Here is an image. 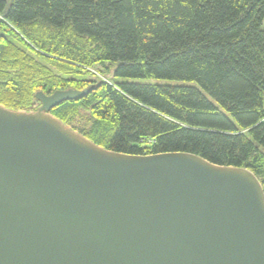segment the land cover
I'll return each instance as SVG.
<instances>
[{
    "label": "trees",
    "instance_id": "16d2710c",
    "mask_svg": "<svg viewBox=\"0 0 264 264\" xmlns=\"http://www.w3.org/2000/svg\"><path fill=\"white\" fill-rule=\"evenodd\" d=\"M0 18L6 108L91 85L51 113L106 149L194 153L264 189V0H0Z\"/></svg>",
    "mask_w": 264,
    "mask_h": 264
},
{
    "label": "water",
    "instance_id": "95a60500",
    "mask_svg": "<svg viewBox=\"0 0 264 264\" xmlns=\"http://www.w3.org/2000/svg\"><path fill=\"white\" fill-rule=\"evenodd\" d=\"M91 90L37 91L29 111L0 104V264H264L255 174L109 150L51 113Z\"/></svg>",
    "mask_w": 264,
    "mask_h": 264
},
{
    "label": "rangeland",
    "instance_id": "374dc122",
    "mask_svg": "<svg viewBox=\"0 0 264 264\" xmlns=\"http://www.w3.org/2000/svg\"><path fill=\"white\" fill-rule=\"evenodd\" d=\"M99 76H101V75H99ZM114 79H116L117 81H121V82H139V83H157V84H183V85H195L196 86V83H194V82L165 80V79H158V78H154V77H147V78H142V79L127 78V77H116Z\"/></svg>",
    "mask_w": 264,
    "mask_h": 264
}]
</instances>
